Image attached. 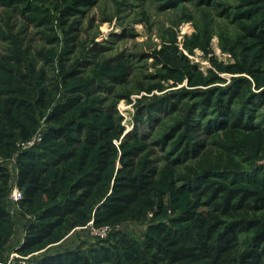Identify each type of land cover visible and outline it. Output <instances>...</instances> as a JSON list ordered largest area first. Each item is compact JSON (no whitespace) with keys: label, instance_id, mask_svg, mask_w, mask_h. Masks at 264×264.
I'll use <instances>...</instances> for the list:
<instances>
[{"label":"rangeland","instance_id":"1","mask_svg":"<svg viewBox=\"0 0 264 264\" xmlns=\"http://www.w3.org/2000/svg\"><path fill=\"white\" fill-rule=\"evenodd\" d=\"M261 1L0 0V167L8 176L0 204L9 212V223L0 224V264H37L46 255L72 250L92 256L91 249L116 245L122 236L143 243L150 225L168 223L197 203L193 187L178 178L186 166H196L199 174L207 163L219 165L221 172L252 174L264 168V46L241 28H258ZM238 89L230 107L238 113L254 108L251 124L209 127L215 108L203 105L199 94L212 95L213 102ZM8 97L33 106L32 112L11 111L29 131L27 139L5 118ZM164 97L181 101L168 117L152 119L149 107ZM70 100L62 117L73 131L68 139L45 144L72 155L47 170L45 187L61 190L60 199L67 195L80 168L92 169L100 146L111 142L116 154L108 179L93 187L84 209L51 237L19 250L27 224L35 223L50 203L45 193L22 201L16 184L19 163L24 153L40 150L51 127L47 116ZM194 104L188 131L194 144L176 162L177 151L170 145L185 144L180 138L184 128L175 130L168 147L159 139L179 110ZM88 126L111 129L91 144L85 139ZM133 148L139 149L133 150V163L143 165L147 159L155 171L154 205L137 220L110 216L105 207L117 171ZM14 188L21 193L17 201L11 196Z\"/></svg>","mask_w":264,"mask_h":264},{"label":"trees","instance_id":"2","mask_svg":"<svg viewBox=\"0 0 264 264\" xmlns=\"http://www.w3.org/2000/svg\"><path fill=\"white\" fill-rule=\"evenodd\" d=\"M196 1L204 3L208 0ZM258 9L259 15H262L258 28L244 25L241 28L247 36L256 40L257 44L264 46V4ZM9 91L7 94H10ZM15 91L18 92L17 89ZM238 91L239 89L234 91L235 93L227 96L225 100L215 97L213 102H210L212 95L199 94L203 105H212V108H215L216 116L209 127L221 122L224 123L222 126L239 128H246L251 124L254 108L250 106L246 112L238 113L230 107ZM71 101H67L66 106L59 111H53L47 116L51 127L43 136V145L38 152L24 153L25 161L19 163L16 184L18 189L23 191L22 201L30 202L39 193H45L50 201L48 206L34 217L35 223L27 224L24 244L19 250L40 244L51 237L56 229L67 222L70 215L80 213L84 209L85 201L91 195L93 187L108 179L106 172L111 158L116 154L111 142L100 146L92 169L80 168V176L69 185L67 195L60 199L61 190L54 191L45 187L47 170L72 155L70 150L63 152L57 148H47L45 144L46 140L51 141L61 136L68 139V133L73 128L69 127L70 122L64 121L62 112L71 105ZM179 101L181 98L164 97L149 107L151 110L148 109V112L152 119L157 115L168 117ZM6 102L5 118L14 129L21 132V138H29V131L24 130L11 111L12 108H17L32 112L33 106L26 100L17 102L10 97L6 98ZM194 107L195 104L192 108L184 106L178 109L175 123L173 126H166L159 139L168 143L164 146L168 147V141L175 130L184 128L180 138L185 140V144L179 145L175 141L170 145L172 151H177L176 162L182 161L185 154H190L194 144L192 134L188 133L193 121ZM199 111L203 109L200 108ZM110 129L111 127L88 126L85 139L88 143L95 144L98 138ZM133 150L136 149L128 151L125 155L128 162L117 171L118 175L111 186V194L106 198L105 207L110 216L119 215L137 220L145 218L147 210L154 205L155 171L147 167V159L143 165L134 164ZM219 167L207 163L199 174L200 170L196 166H186L178 178L188 188L193 187L190 191L195 194L197 203L177 218L170 219L168 223L150 225L143 243L122 236L116 245L91 249L92 256L72 250L46 255L37 264H264V168L248 174L233 170L221 172ZM7 183L6 170L0 167V196L5 192ZM253 184L257 188L248 187ZM175 191L182 192L181 189ZM197 207H203L204 210L198 211ZM8 216L9 212L0 204L1 225L9 223Z\"/></svg>","mask_w":264,"mask_h":264},{"label":"built area","instance_id":"3","mask_svg":"<svg viewBox=\"0 0 264 264\" xmlns=\"http://www.w3.org/2000/svg\"><path fill=\"white\" fill-rule=\"evenodd\" d=\"M41 137V136H40ZM12 199L14 200V201H17L18 199H20V197H21V193H20V191H18L17 190V188H14L13 189V193H12Z\"/></svg>","mask_w":264,"mask_h":264}]
</instances>
